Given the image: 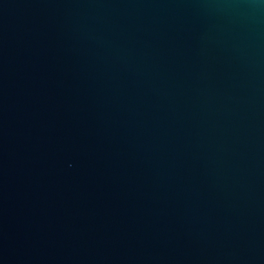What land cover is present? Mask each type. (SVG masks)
<instances>
[{
    "label": "water",
    "instance_id": "obj_1",
    "mask_svg": "<svg viewBox=\"0 0 264 264\" xmlns=\"http://www.w3.org/2000/svg\"><path fill=\"white\" fill-rule=\"evenodd\" d=\"M0 264H264V0H0Z\"/></svg>",
    "mask_w": 264,
    "mask_h": 264
}]
</instances>
